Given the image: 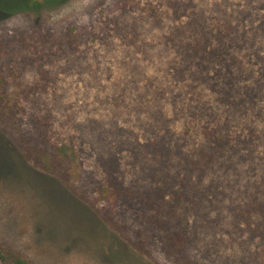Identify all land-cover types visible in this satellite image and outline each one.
<instances>
[{
  "label": "rangeland",
  "instance_id": "obj_1",
  "mask_svg": "<svg viewBox=\"0 0 264 264\" xmlns=\"http://www.w3.org/2000/svg\"><path fill=\"white\" fill-rule=\"evenodd\" d=\"M186 1L0 9V243L37 264H264V53H236L234 83L223 62L203 80L199 58L174 77L186 53L164 36ZM216 1L249 2L194 3L212 16ZM39 120L76 171L35 161ZM222 121L221 157L190 167L172 129L191 149Z\"/></svg>",
  "mask_w": 264,
  "mask_h": 264
},
{
  "label": "trees",
  "instance_id": "obj_2",
  "mask_svg": "<svg viewBox=\"0 0 264 264\" xmlns=\"http://www.w3.org/2000/svg\"><path fill=\"white\" fill-rule=\"evenodd\" d=\"M66 0H0V9L9 13H18L26 11L39 12L46 5H59ZM180 6L182 16H187L186 20L172 21L167 24L164 40L165 46L177 42L178 48H183V53H186V63L181 65V68H175L174 77H185V70L191 68L194 61L198 58V67L202 72V79L210 81L211 76H205L208 69L218 62L226 64L227 70L224 72L226 80L234 83L239 77V72L243 69L242 61L238 60L236 53L243 52L261 55L264 53V0H259L257 4L252 3L253 0L247 1L238 9H232L228 6L223 7L221 1L214 3V8L211 9L212 16H208L206 8L194 3V0H188ZM186 13V14H185ZM178 14V17L181 16ZM154 17L153 20H157ZM182 42V45L180 44ZM235 55V56H233ZM233 56V57H232ZM232 57V58H231ZM231 58V59H230ZM238 64L236 69L234 65ZM220 72V70H219ZM256 83L263 81L258 79ZM253 86V85H252ZM248 89L250 84L245 85ZM232 90L234 88H231ZM246 89V98L253 99L255 96L254 88H251L252 93H248ZM174 92V91H173ZM248 93V94H247ZM233 93L229 92L226 96L228 100L234 102ZM39 120L35 123V146L34 159L41 168L59 172L61 175H67L71 171H76L77 167V148L67 142L53 141L48 134L46 124ZM226 122V120L224 121ZM223 121L216 123L212 128H207L206 133L209 136L207 141H200L193 148H186V141L190 139L196 140L189 131L186 133L175 131L172 129L176 138V143L181 144V153L184 161L190 167L202 170L209 163L217 161L221 157L223 147L225 146L226 133L222 130L228 126ZM255 128L254 130L250 128ZM247 128L256 132L255 125L247 124ZM205 138V136L203 137ZM169 151L168 148H165ZM165 149H163L165 153ZM170 152V151H169ZM169 152L160 158L161 161H166ZM68 174V175H69ZM189 183V182H188ZM189 186L181 188L180 192ZM175 217V214L172 216ZM174 241H181L183 238L178 232H174L170 236ZM0 264H37L34 261L21 255L15 249L9 248L0 243Z\"/></svg>",
  "mask_w": 264,
  "mask_h": 264
}]
</instances>
